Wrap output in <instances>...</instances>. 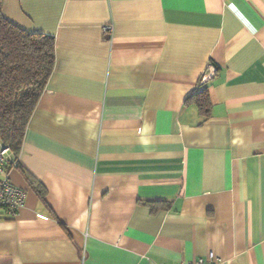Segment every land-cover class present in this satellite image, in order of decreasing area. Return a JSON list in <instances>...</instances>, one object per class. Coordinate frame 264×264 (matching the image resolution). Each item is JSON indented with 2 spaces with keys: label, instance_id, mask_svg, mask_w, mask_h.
Returning a JSON list of instances; mask_svg holds the SVG:
<instances>
[{
  "label": "crops",
  "instance_id": "obj_1",
  "mask_svg": "<svg viewBox=\"0 0 264 264\" xmlns=\"http://www.w3.org/2000/svg\"><path fill=\"white\" fill-rule=\"evenodd\" d=\"M1 13L53 36L55 63L7 168L26 195L0 208V264H264V0Z\"/></svg>",
  "mask_w": 264,
  "mask_h": 264
},
{
  "label": "trees",
  "instance_id": "obj_2",
  "mask_svg": "<svg viewBox=\"0 0 264 264\" xmlns=\"http://www.w3.org/2000/svg\"><path fill=\"white\" fill-rule=\"evenodd\" d=\"M0 0V145L14 157L55 63L54 37L25 31L5 19ZM204 118L210 113L206 88L190 95Z\"/></svg>",
  "mask_w": 264,
  "mask_h": 264
},
{
  "label": "built area",
  "instance_id": "obj_3",
  "mask_svg": "<svg viewBox=\"0 0 264 264\" xmlns=\"http://www.w3.org/2000/svg\"><path fill=\"white\" fill-rule=\"evenodd\" d=\"M104 31L110 32L112 25L107 24L103 27ZM17 165V158L12 155L8 147L0 145V208H3L9 217L16 215L25 199V190L12 184L7 168ZM220 259L209 252L206 258H198L195 261H186L181 264H218Z\"/></svg>",
  "mask_w": 264,
  "mask_h": 264
}]
</instances>
